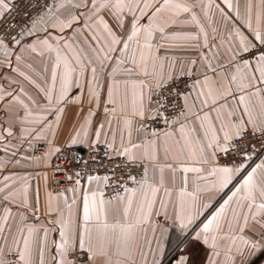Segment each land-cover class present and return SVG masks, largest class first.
Wrapping results in <instances>:
<instances>
[{
  "label": "snow or ice",
  "instance_id": "snow-or-ice-1",
  "mask_svg": "<svg viewBox=\"0 0 264 264\" xmlns=\"http://www.w3.org/2000/svg\"><path fill=\"white\" fill-rule=\"evenodd\" d=\"M211 7L0 0V172L62 159L0 179V264H264V0Z\"/></svg>",
  "mask_w": 264,
  "mask_h": 264
},
{
  "label": "crops",
  "instance_id": "crops-1",
  "mask_svg": "<svg viewBox=\"0 0 264 264\" xmlns=\"http://www.w3.org/2000/svg\"><path fill=\"white\" fill-rule=\"evenodd\" d=\"M211 2L212 7L211 8H206L205 11H207L208 15H204V11H201L199 8H197V12L199 16L202 18V22L204 26L206 27L208 33L210 35L213 34L212 29L213 27H219V21H220V15L218 10L216 9L215 5L217 3H220V0H203V3L205 5H208ZM241 9L243 10V5H244V0H239ZM255 3L256 0H253ZM223 7V5H221ZM177 55L181 56H187L190 55V51H181L179 49L175 50ZM34 63L38 66L39 64V57H33L32 58ZM12 75H15L14 73ZM0 83H3L4 85H7V80H0ZM75 111V109L70 110V118L72 113ZM63 139V137H61ZM15 143V141H13ZM36 143H44L46 146L47 144L44 141H39ZM80 147V146H77ZM82 148V147H80ZM31 148H28V146L25 144L23 147V150L21 152L17 153V156L13 159H20L21 163L19 165L16 164H10L8 169L4 170L3 172H0V179H2L3 175H7L10 173H17L20 175H27L29 179V184H30V193L35 194L38 190L39 194V199L41 202V205L43 206L44 202L47 199V194L51 191L52 189V184H51V179H50V174H49V167L50 163L53 157H51L50 162L47 166H45L43 163L41 164H36L33 163L31 160L23 159L22 157L24 156H31ZM0 157H5V154L0 151ZM45 174L47 175V181H45ZM70 195V194H69ZM151 236V232L149 231V237ZM58 238L56 234H51L50 239H55ZM176 244V237L174 234L171 235V240H170V247L174 248ZM206 249H201L199 251V257H203L205 255ZM163 264H171V256H167L163 259Z\"/></svg>",
  "mask_w": 264,
  "mask_h": 264
},
{
  "label": "built area",
  "instance_id": "built-area-1",
  "mask_svg": "<svg viewBox=\"0 0 264 264\" xmlns=\"http://www.w3.org/2000/svg\"><path fill=\"white\" fill-rule=\"evenodd\" d=\"M18 4H19L20 10L23 11L25 8H27L28 0H18ZM14 15H15V13H14ZM12 22L23 23V21L20 20L18 15L16 16L15 21H12ZM46 149H47V146L44 143H36L35 149L31 150L32 157L40 156L44 151H46ZM75 151L78 153V156L80 159L77 160V162L72 165V168H76L78 166V164L80 163V160H87L88 159V153H87L86 149L76 147ZM221 162L223 163L224 161H221ZM256 162L258 163L259 160H257ZM57 165H62V159H58L57 156H53L51 163H50V167H49V174H50V179H51V184H52L53 190L57 187V185L54 182V177L56 179L60 178L59 173H57L55 171V166H57Z\"/></svg>",
  "mask_w": 264,
  "mask_h": 264
}]
</instances>
